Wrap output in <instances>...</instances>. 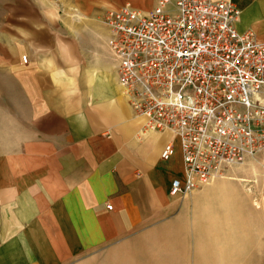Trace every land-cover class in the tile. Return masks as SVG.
Segmentation results:
<instances>
[{"label": "crops", "instance_id": "obj_1", "mask_svg": "<svg viewBox=\"0 0 264 264\" xmlns=\"http://www.w3.org/2000/svg\"><path fill=\"white\" fill-rule=\"evenodd\" d=\"M59 1L74 12L75 22L89 26L81 36L83 54L91 62L85 78L91 70L97 78L93 83L86 78L91 91L80 107L77 94L65 98L63 110L60 94L38 93L32 102L48 104L35 112L31 107L33 116L22 118L18 137L11 134L9 151L0 153V264L77 263L163 221L178 207L169 196L171 182L184 179L177 143L173 156L164 161L160 154L169 135L151 132L139 138L141 126L132 127L126 117L109 126L97 108L115 96L114 86L121 93L109 34L98 16L126 4L151 10L158 0ZM232 1L239 10L238 32L250 31L264 43V0ZM106 73L114 83L105 82ZM86 81L78 78L75 86H86ZM258 158L264 160V152ZM229 179L227 175L197 192L193 201L232 187ZM257 209L264 231V193ZM243 222L248 227L251 220ZM255 261L264 264V255Z\"/></svg>", "mask_w": 264, "mask_h": 264}, {"label": "built area", "instance_id": "obj_2", "mask_svg": "<svg viewBox=\"0 0 264 264\" xmlns=\"http://www.w3.org/2000/svg\"><path fill=\"white\" fill-rule=\"evenodd\" d=\"M238 17L232 0H158L149 11L126 4L98 16L141 134L171 137L164 161L176 143L181 151L184 179L171 182L173 199L264 152V43L238 32Z\"/></svg>", "mask_w": 264, "mask_h": 264}, {"label": "rangeland", "instance_id": "obj_3", "mask_svg": "<svg viewBox=\"0 0 264 264\" xmlns=\"http://www.w3.org/2000/svg\"><path fill=\"white\" fill-rule=\"evenodd\" d=\"M88 27L75 22L74 12L59 0H0V153L9 151L11 134L18 137L22 118L33 116L31 107L35 112L48 104L32 102L38 93L60 94L63 110L65 98L71 95L77 94L79 107L82 99L89 98L85 76L91 62L83 54L81 38ZM65 47L66 52L60 49ZM78 78L86 86H75ZM258 157L228 172L230 178L248 180L250 194L243 183L234 181L232 187L194 202V194L206 185L183 201L174 199L178 207L163 221L73 264H260L255 260L264 255V231L255 203L259 206L264 193V160ZM246 219L251 220L248 227Z\"/></svg>", "mask_w": 264, "mask_h": 264}, {"label": "bare ground", "instance_id": "obj_4", "mask_svg": "<svg viewBox=\"0 0 264 264\" xmlns=\"http://www.w3.org/2000/svg\"><path fill=\"white\" fill-rule=\"evenodd\" d=\"M111 9H115V8H111ZM93 31H94L93 33L96 32V30H93ZM97 31H99V30H97ZM96 74H97L96 70L88 71V75L86 78L88 79V81L90 83H93L95 81V79L97 78ZM104 79H105V82H107V83H109V82L114 83V80L111 78V76L109 74L107 75V73H106V75H104ZM116 88H115V86L113 87V93L115 94V96L113 98H108L103 103L98 104L97 108H99L98 111L100 112V116L102 117V119L109 122L108 125L112 126V127H115V125L118 124V121H120L121 119H124L125 117L127 118V120L130 121L132 127L141 126L143 121L140 118L135 117L132 113L129 115V112H128L129 108L126 105V103L123 101V98L121 96L119 88L118 89H116ZM120 127L125 128L126 125L121 124ZM140 129L138 131L139 138H142L143 136H146V135L141 134ZM139 138H136V141H139ZM247 165H249V163L248 164H245V163L241 164L242 167L247 166ZM229 180L235 181V182L238 181V182L243 183V188L245 189V192L247 194L251 193V189H250L249 185L246 184V183H249L248 180L238 179L236 176L231 177ZM214 183H212V184H214ZM212 184H210L208 186H211ZM255 205L257 207H259L258 203H255Z\"/></svg>", "mask_w": 264, "mask_h": 264}]
</instances>
